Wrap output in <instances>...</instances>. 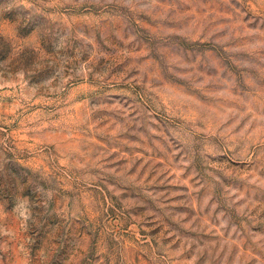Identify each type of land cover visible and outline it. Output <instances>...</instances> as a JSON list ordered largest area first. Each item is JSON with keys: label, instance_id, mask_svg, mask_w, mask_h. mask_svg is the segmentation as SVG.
Returning <instances> with one entry per match:
<instances>
[{"label": "rangeland", "instance_id": "rangeland-1", "mask_svg": "<svg viewBox=\"0 0 264 264\" xmlns=\"http://www.w3.org/2000/svg\"><path fill=\"white\" fill-rule=\"evenodd\" d=\"M0 264H264V0H0Z\"/></svg>", "mask_w": 264, "mask_h": 264}]
</instances>
